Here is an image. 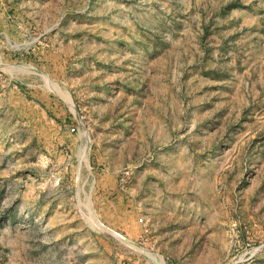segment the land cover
Listing matches in <instances>:
<instances>
[{
	"label": "rangeland",
	"instance_id": "obj_1",
	"mask_svg": "<svg viewBox=\"0 0 264 264\" xmlns=\"http://www.w3.org/2000/svg\"><path fill=\"white\" fill-rule=\"evenodd\" d=\"M0 264H264V0H0Z\"/></svg>",
	"mask_w": 264,
	"mask_h": 264
}]
</instances>
